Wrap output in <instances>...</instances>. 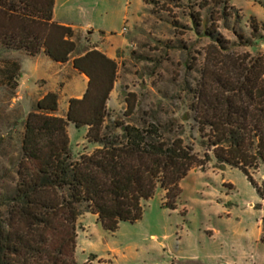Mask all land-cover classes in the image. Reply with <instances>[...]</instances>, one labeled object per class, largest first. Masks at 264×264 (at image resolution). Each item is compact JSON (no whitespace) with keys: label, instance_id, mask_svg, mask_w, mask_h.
<instances>
[{"label":"trees","instance_id":"16d2710c","mask_svg":"<svg viewBox=\"0 0 264 264\" xmlns=\"http://www.w3.org/2000/svg\"><path fill=\"white\" fill-rule=\"evenodd\" d=\"M55 1L0 0V48L30 56L43 51L59 64L73 57L74 69L88 78L83 96L69 101L66 118L53 115L59 95L49 92L23 122L18 181L0 196V264H78L80 205L114 233L121 223L139 221L145 202L159 189L165 192L164 206L172 209L188 173L212 158L220 169H240L255 186L264 241V177L257 183L253 176L264 171V53L259 49L264 47V22L252 17L249 36L235 29L234 43L217 32L215 23L204 24V36L229 61L224 73L203 79L182 116L199 133L205 150L200 157L185 141L178 118L164 122L145 113L149 117L142 125L109 119L118 63L94 47L75 55L74 29L53 21ZM205 1L222 8L220 19L231 18L236 10L230 0ZM236 47L250 48L254 55H237ZM12 66L9 79L16 89L22 66L18 61ZM127 104L125 115L131 116L138 104ZM70 125L87 129L90 152L73 154Z\"/></svg>","mask_w":264,"mask_h":264},{"label":"rangeland","instance_id":"374dc122","mask_svg":"<svg viewBox=\"0 0 264 264\" xmlns=\"http://www.w3.org/2000/svg\"><path fill=\"white\" fill-rule=\"evenodd\" d=\"M230 2L236 10L227 20L220 19L222 8L205 0H56L55 17L74 28L79 42L75 55L99 46L116 57L118 79L108 102L109 119L142 125L149 117L145 113L164 122L178 118L186 129L185 141L203 157L194 123L182 121V116L203 79L224 73L229 61L204 36V24L215 23L217 32L234 43L235 29L249 36L252 17L264 22V0ZM259 49L264 53L263 46ZM247 52L254 55L250 48H235L237 55ZM27 55L0 48V196L8 195L18 181L23 122L34 105L47 92H56L59 109L53 115L66 118L69 101L81 98L88 83L74 69L73 57L59 65L45 55ZM14 61L22 64L20 89L9 79ZM127 100L138 104L131 116L125 115ZM68 129L73 154L90 152L87 129ZM253 176L260 183L264 171ZM164 199L159 189L145 202L139 221L121 223L114 233L80 205L77 263L264 264L261 200L240 169H220L212 158L188 173L172 209L164 206Z\"/></svg>","mask_w":264,"mask_h":264},{"label":"crops","instance_id":"0c3cea01","mask_svg":"<svg viewBox=\"0 0 264 264\" xmlns=\"http://www.w3.org/2000/svg\"><path fill=\"white\" fill-rule=\"evenodd\" d=\"M53 21L54 22H56V23H58V24H61V25H66V26H70V25H67V24H65L64 22H61V21H58L57 19H56V17H55V9H54V14H53ZM72 27V26H71ZM73 28V27H72ZM74 29V28H73ZM94 48H96V49H98V50H100V51H102L104 54H106L109 58H111V59H113V60H115L116 62H117V59H116V57L114 56V54L113 53H109V52H107V51H104L102 48H100L99 46H96V47H94ZM41 55H45V56H47L43 51L41 52V53H39L38 55H36V56H41ZM27 56H30V55H27ZM36 56H30V57H36ZM48 57V56H47ZM49 58V57H48ZM51 59V58H50ZM53 61V60H52ZM118 63V62H117ZM57 64H59V63H57ZM59 65H61V64H59ZM21 66H22V64H21ZM77 71V70H76ZM22 72H23V70H22ZM85 76V75H84ZM86 77V76H85ZM87 78V77H86ZM87 82H88V78H87ZM22 85H23V82H20V85H19V89L22 87ZM86 91V90H85ZM85 91H84V93H85ZM47 93H49V92H47ZM46 93V94H47ZM83 93V94H84ZM45 94V95H46Z\"/></svg>","mask_w":264,"mask_h":264}]
</instances>
